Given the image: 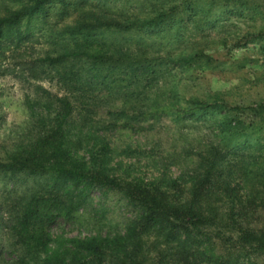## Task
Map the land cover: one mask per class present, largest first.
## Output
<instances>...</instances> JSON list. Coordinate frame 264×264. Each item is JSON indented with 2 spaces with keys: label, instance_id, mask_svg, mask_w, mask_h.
I'll use <instances>...</instances> for the list:
<instances>
[{
  "label": "trees",
  "instance_id": "16d2710c",
  "mask_svg": "<svg viewBox=\"0 0 264 264\" xmlns=\"http://www.w3.org/2000/svg\"><path fill=\"white\" fill-rule=\"evenodd\" d=\"M55 5L66 16L74 3L0 0V77L17 75L31 81L35 92L26 102L32 135L0 160L6 185L0 264H264V227L242 218V210L254 214L264 208V103L241 107L191 99L187 108L165 104L164 72L158 68L163 61L147 56L146 43L138 44L139 57L115 47L99 31L108 24L88 16L55 34H69L74 41L60 43L51 36L46 54L34 57L29 51L39 44L41 30L33 24L41 19L46 25ZM153 13L132 18V25L158 29L170 10ZM192 60L176 62L186 67ZM18 63L29 65L30 76L23 68L17 73ZM172 115L180 122L213 123V136L200 137L199 146L189 151L175 145L167 156L160 148L168 141L157 134ZM124 137L129 140L120 146ZM159 154L173 161L182 157L192 167L185 173L190 201L170 203L168 188L178 180L165 179L163 172L147 178L134 164L117 160H144L160 170ZM237 187L257 194L260 202L222 212L216 203ZM95 193L119 198L128 216L123 230L103 233L96 228L103 224L94 223L96 232L85 237L56 234L60 224L78 222ZM219 244L227 245L225 252L217 251Z\"/></svg>",
  "mask_w": 264,
  "mask_h": 264
},
{
  "label": "rangeland",
  "instance_id": "374dc122",
  "mask_svg": "<svg viewBox=\"0 0 264 264\" xmlns=\"http://www.w3.org/2000/svg\"><path fill=\"white\" fill-rule=\"evenodd\" d=\"M71 1L74 5L68 8L66 16L61 15L62 6L55 5L50 8L46 25L41 19L33 24L35 30H41L37 33L40 42L33 44L34 48L30 49L29 54L32 53L34 57L46 54L50 48L48 44L52 41L51 36L60 43L74 41L69 34L60 37L55 34L63 31L64 26L73 25L80 17L88 16L92 21L99 20L108 24L99 31L104 32L103 38L114 42L115 47L139 57L138 44L146 43L149 46L147 56L150 54L163 61V65L158 68L164 72L162 90L165 91V104L187 108V102L191 99L209 103L222 101L229 106L241 107L264 103V0ZM160 9H169L170 13L158 29H142L132 25V18L145 16L151 11H154L150 15L153 16ZM117 24L125 27H117ZM248 33L256 35L246 40L244 36ZM189 56L193 60L186 67H183V63L176 62ZM18 64L17 73L20 74L23 68L24 74L30 76L29 65L21 67L22 63ZM15 76L17 75L0 77V160L6 159V152L15 144L28 140L32 135L28 134L33 121L26 102L34 96L33 83L21 81ZM44 85L58 92L49 83ZM212 124L180 122L172 115L158 131L157 139L168 141L160 149L167 156L174 153L175 145L179 151L184 147L189 151L199 146L196 140L200 137L213 136ZM140 138L145 142L143 137ZM256 138L254 135L251 137L254 142ZM128 140V137H124L119 145L122 146ZM165 148H168L167 151ZM166 155L161 159L162 154H159L156 159L161 164L160 170L148 166L144 160L125 157H118L117 160H122L125 166L134 164L140 174L147 178L155 179L163 172L165 179L178 180L176 186L168 188V192L170 203L181 205L191 198L190 184L186 182L185 173L191 172L192 167L187 166L188 163L182 157H176L177 161H173L166 159ZM182 156L190 158L188 153H183ZM165 169L169 170L164 171ZM181 175L184 176L183 179L180 178ZM4 181V177L0 175V202L6 188ZM256 195L243 187H237L234 192L224 194L216 205L220 206L222 212L229 213L230 209L236 208L234 205L256 206L260 202ZM105 208L107 213L102 215ZM242 211V218L247 224L264 227V208H258L254 214ZM245 215L247 216L244 217ZM127 217L118 197L103 199L100 194L95 193L86 210L79 214L76 224H60L54 232L68 237H85L96 232L92 226L94 223L103 224L102 227L96 226L99 232L121 231ZM1 230L0 243H4V233L2 231L1 234ZM226 247L227 245L219 244L217 251L225 252Z\"/></svg>",
  "mask_w": 264,
  "mask_h": 264
}]
</instances>
